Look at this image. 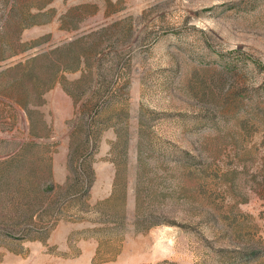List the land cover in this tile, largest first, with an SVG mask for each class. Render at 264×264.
<instances>
[{
  "label": "rangeland",
  "instance_id": "obj_1",
  "mask_svg": "<svg viewBox=\"0 0 264 264\" xmlns=\"http://www.w3.org/2000/svg\"><path fill=\"white\" fill-rule=\"evenodd\" d=\"M0 264H264V0H0Z\"/></svg>",
  "mask_w": 264,
  "mask_h": 264
}]
</instances>
